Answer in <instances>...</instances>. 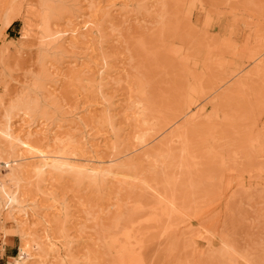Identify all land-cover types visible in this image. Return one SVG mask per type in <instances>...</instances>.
Returning <instances> with one entry per match:
<instances>
[{"label": "rangeland", "instance_id": "1", "mask_svg": "<svg viewBox=\"0 0 264 264\" xmlns=\"http://www.w3.org/2000/svg\"><path fill=\"white\" fill-rule=\"evenodd\" d=\"M64 1L68 2H66L65 14L58 16L52 23V30L55 33L53 40L59 41L57 47L61 46L65 55L66 51L67 55L74 52L71 54L83 57V62L92 58L98 60V63L104 61L101 51L102 42L105 39L109 42L103 44L102 50L103 54L106 52L108 68L114 71L111 77L115 79V83L114 88L107 92L115 97L114 115H119L118 118L116 117V124L119 125L118 128L124 140L130 139L132 133L131 122L125 120L122 113L125 114V109L138 101L140 95L137 83L140 78L145 81V87L156 106H160H158L160 111L163 110L165 113H171L168 109L179 111L182 106L190 102L198 105L195 111H200L199 116L188 125L190 131L199 133V138L194 139L193 145L196 153L203 157V168L200 172L203 184L198 195L191 198L193 209L189 212V216L192 218L188 216L187 221L185 220L187 223L184 222L186 229L182 227L180 230V232L183 231L181 240L185 238L180 241L182 246H179L181 244L179 243L178 247L185 245L187 247L181 248L183 253L177 252L180 258L178 256L171 258V256L164 259L163 256L164 262L161 259L162 256L159 257L158 254L159 249L164 247L162 245L164 239L159 236L162 228H153V232L158 233H154L155 235L152 233L153 236L145 235V237L149 236L148 240L143 236L148 246L144 243L149 248H144L147 251L143 250L145 258L141 261L145 263L140 261V264H221L220 259L215 260L212 255L214 251L221 253L224 251L223 239H228L242 256L252 259L251 262L254 264H264V0H129L126 13L120 14L121 4L118 5L117 8L112 9L110 16L113 20H109L107 24L101 21L102 24H100L99 21L94 20V23L86 29L80 25L81 23L74 22L73 28H78L79 32L77 39L70 33L62 37L58 32L67 31L68 21L78 12L83 14L84 19H89L88 3L84 0H78L77 4L76 0ZM11 3V0H0V31L2 33L0 36V87L5 82L8 84L7 100L21 90V84L30 82L32 75H38L44 71L45 74L52 72V70L49 71L50 62H47L49 65L46 63L45 69L37 64V54L33 47H29L33 44L31 42L36 43L39 26L38 8L34 6L27 11L25 0H23L20 1L17 9L12 10ZM7 13H10L9 17L13 19L11 25L4 28ZM13 24L16 31L9 32L8 29ZM27 28L31 31L26 38ZM63 38L65 41L62 42ZM144 40L147 44L145 47L150 49H148L149 52L147 49L142 50L137 47L138 41L145 43ZM18 48L21 49L20 53L17 52ZM258 56L261 57L260 60L256 59ZM67 66L60 69L61 75L64 77L67 75V78L65 77L64 80L62 78V82L54 89L56 91L46 88L47 86L52 88L49 78H44L42 81L45 90L47 89L45 96H52L47 99L49 102L47 108H52L56 102L58 105L53 106L55 110L49 109V116L56 117L59 113L67 111L75 113L86 121L89 120L87 128L77 126L80 131L75 132L82 146L87 145L82 139L87 135L85 137L89 141L85 139L89 146L94 145V148H97L94 149L96 153L90 149L91 151H87L86 154H95L94 156L103 160L114 158L116 154L110 150L114 140H112L109 126L104 121L106 104H103L100 95L89 88L87 90L86 86L84 88L78 85L77 80L73 79L74 81L69 82L68 74L70 73ZM92 70H95L94 66ZM224 80L227 82H224L227 87L233 88L230 95L218 96L227 89L226 86V89H221L220 93L218 91L216 95H212L216 85ZM229 80L231 83L228 85ZM234 82H237L236 85ZM241 82L247 84L245 92L238 91ZM98 84L99 82L96 83L97 86ZM1 96L3 95L0 91ZM19 121V118H16V122L19 123ZM152 124L156 126L154 121ZM152 133L149 131L145 135L147 140L145 143H148ZM83 141H85L84 145ZM124 143L125 145L119 148L120 151L124 149L126 155L129 154L125 160L136 159L138 154L149 157L135 171L139 175V181L132 184L128 182L129 186H126V183L124 185L127 187L126 191L124 190L126 187L120 190L125 181L123 184H109L108 189L112 186L114 188L109 190V196L112 199L114 195V200H109L108 191H104L106 195L103 194L107 199L96 205L91 201L88 190L83 191L88 184L83 185V190H80L72 180H66L69 177L60 181L51 192L55 194L56 201L65 200L72 207L71 215L75 219L76 230L65 232L54 223L52 228L43 230L44 227L39 225L40 231L36 236L42 245L46 246L45 243H48L50 238L52 241L53 238H56L55 241L77 238L80 239V245L74 250L76 256L94 255L91 257L95 261L92 264H112V260L119 256L118 242H114L117 235L114 232L115 236L110 233V236H107L108 247L105 248L107 251L95 249L101 243L102 232L110 229L115 219L127 216L133 207L130 197L142 192L146 180L155 177L162 168V165L156 162L158 157L152 152L155 149L153 147L156 146L153 143V146H146L147 148L140 146L138 150L141 151H137L138 154L129 151L130 147L133 148L132 141L127 139ZM50 144L52 145L51 141H49ZM96 145H102V148L100 146L98 149ZM2 173L4 176L10 174L7 169ZM28 176L24 175L22 180L23 189L27 192H29ZM206 176L212 181L204 180ZM111 191L125 202L118 201L119 198L117 199ZM26 199L31 202L38 201L37 205L48 207L45 210L41 209L42 217L47 215L51 219L57 214L54 199L50 197L33 191L26 193ZM117 201L120 202L121 209L117 208L119 207ZM144 215L142 217L139 215L140 219L138 217L137 219L142 225L146 224L143 229L141 226V229H145L144 234H148L152 230L147 229V225L152 222L146 220H150L151 216ZM151 225L150 228H152ZM69 228L72 227L68 226L67 229ZM21 233L19 228L5 222L0 215V264H15V260L20 255V248L27 243ZM192 241L195 244H190ZM189 245L194 250H191ZM99 251L101 253L106 251L108 254L104 253L100 258ZM32 252L35 258H30L29 264L39 262L41 260L39 257L44 256L42 249L32 250ZM135 252L138 253L136 250ZM240 258L241 260L237 258V264H246L245 259ZM69 260L67 259L68 262ZM67 261L66 264H68ZM58 262L62 263V261Z\"/></svg>", "mask_w": 264, "mask_h": 264}, {"label": "bare ground", "instance_id": "2", "mask_svg": "<svg viewBox=\"0 0 264 264\" xmlns=\"http://www.w3.org/2000/svg\"><path fill=\"white\" fill-rule=\"evenodd\" d=\"M20 1L23 0H11V5H13L11 9H17ZM84 1L88 3V12L90 13L89 19H84V16L81 12L76 13V15H73V18H71L67 23L68 30H60L58 32L62 37L67 36L70 33V35L72 34V36H74V38L76 37L77 39L79 32L78 28H73L74 22H77L78 24L81 23L80 25H83V27L86 29L90 24L94 23V20L99 21V23L101 21L102 23L107 24V22H110L112 19L110 16L112 9L117 8L118 5L121 4L119 8L121 14V12L126 13L125 11L129 6V0ZM66 2L64 0H37V2L35 3V0H25V9L27 11L36 6L39 12V26L37 37L35 39L36 43L33 40L34 42L31 43L35 44H32V46L30 44L29 47H33L37 54V64L42 69H45L46 63L50 62V65L49 63L47 64L50 66L49 71L52 70V72H47L48 74H45L44 71L41 72V74L32 75V80L30 82L21 84V90L9 100L6 99L9 88L8 84L5 82V84L0 87V91L3 95L0 97V215L3 216L5 222H9L19 228L22 232L21 234L23 235V238L27 241V243L25 242L26 244L24 243L25 245L20 248V255L15 260V264H29L28 260L30 258H35V254L34 252H32V250L37 249H42V251L44 252V256L39 257L41 258V260L36 263L34 262L35 264H63V262H65L66 264L67 259H70L69 262L67 261L68 264H92V262H95L93 261L94 258H91L94 257V255L91 257H89L88 255L83 257L76 256L77 254H75L74 250L78 245H80V239H69L67 236L69 240L65 239L66 241H62L60 239L62 241L60 242L59 239H57L59 241H55L54 239L56 238H53L52 241V239L50 238L51 241L49 239L48 243H45L46 246L44 244L43 246L38 241L39 238L36 235L40 231V229L38 228L39 225H42L44 227L43 230H48L50 227L52 228L53 223L57 227H59V229L61 228L65 232H72V230L74 229L76 230V224H74L75 219L71 215L72 207L69 206V204H67L65 200L56 201L55 194L51 192V190L56 184L58 185L60 181H64L69 177V179L66 180H72L80 190L82 189L83 185L88 184L87 188H84V190H82L85 192L86 190H88L89 195H91L89 196L91 201L96 205V203L98 204V202H102L103 200L107 199L105 197L106 194L104 193V191H108L109 196V190H114L113 186L111 187V189H108L109 184H123L125 181L123 186L120 187L121 190V188L129 186L128 182H131L132 184L136 181H139V175L136 174L135 171L138 169V166L142 165V163L148 160L149 157L144 155L142 156V154L139 156L137 151H141L138 150L140 146H142V148H145L146 146L149 147V145H152V143L154 146L156 145L155 147H153L155 149L152 152L156 157H158L156 162L162 165L161 170L155 177H151V179L146 180L142 192L136 193L132 197H130L131 201H133V207L131 208L130 212L125 217H119L115 219L112 223L111 228L106 229L102 232L103 238L102 240L100 239L102 246L100 243V245H97L95 249L106 250L105 248L108 247L107 236L109 235V233L113 236L114 232L115 235H117L115 237L116 241H114V238H111L114 240L110 241L118 242L117 247L119 249V256L113 259V262L111 263L140 264V261L145 258V256H143L144 251H147V249L145 250L144 248H149L147 247L148 242L145 241L148 240V237L151 236L152 233L153 235L158 233H155V231L153 232L154 229L161 227L162 232H160L159 236L164 239V242L162 244L164 247H162V249H159V257L161 255V259L164 257V259H166L171 256V258H174L173 256H178L177 252L182 251L181 253H183L182 249L186 246L185 245L184 247L180 248L178 247V244L181 243L180 241H183V239L185 238L184 237L181 240L183 231L180 232V230L182 227L186 229L184 222L187 221L186 218L189 216V212H191V209H193L191 207V198H195L198 195L199 190L203 184V178L200 177V172L203 168V157H200L199 154L196 153V149L193 145L194 139L199 138V133H194V131H190L188 129V125L190 124V122L194 121V119L199 116L198 112L200 111H195V108L198 105L190 102L182 106L179 111H173L172 109H168V111H170L171 113H165V111L163 110L160 111V106H156L149 94V91L146 89L145 81H143L141 78L138 79L137 89L140 95L139 99L133 106L125 109V114L122 113L123 116H125L123 118L131 122L130 127L132 135L129 134L131 137L130 139H127L128 141H132L133 148L129 146V151H132L133 154L137 152L138 158H136V156V159L133 158L129 161L125 160L127 157H129V154L126 155L125 151H123L124 149L120 151V148L123 146V144L125 145L124 142L127 141V139H123L121 130L118 128L119 125L116 124V117L119 115H114L116 112V109L114 108V106L116 105L113 103L115 97L114 95L110 96L112 93L107 92L114 88L113 86L115 83V79L111 77V73L114 71L111 68H108L105 57L106 52L103 54L104 51L102 50L104 47L103 44H108L109 42H107L106 39V41L104 40V42V36L102 35L103 42L101 51L105 63L104 61L103 63H98V60H94L92 58H88L89 60L87 59L85 60V62H83V57L72 55L74 52H71L72 54L70 53L69 55H67L66 51L65 55L61 50V46L57 47L59 41L55 42V40H53L55 33L52 30V23L58 16H60L61 14H65ZM75 3L77 4L78 0H76ZM75 6H73V8ZM72 10H70V12ZM78 10L80 11V8ZM9 15L10 13H7L5 16L6 19L3 25L4 28H8L12 23L13 18H10ZM30 31L31 30L29 29L26 31V38L28 37V34H30ZM1 35L2 33L0 31V36ZM63 41H65L64 38L62 39V42ZM137 45V47L142 50L147 49V47H145V45L147 46L146 41L145 43L143 41H138ZM20 51L21 49L18 48L17 52L20 53ZM258 58L256 59L260 60L261 57L259 59ZM256 59L255 61L257 62ZM255 61L253 62L255 63ZM66 65H68V73H70L68 74L70 75L69 82L71 80L74 81L73 79L77 80L78 85H82L84 88L86 86L87 90L90 89L95 94L100 95L101 99L103 100V104H106V116L104 117V121L109 126L108 128H110L112 140H114V142L112 141V146H110L111 152H114L116 154L114 158L103 160L99 157L94 156L95 154H86V152L90 149H93V152L96 153L97 151L95 150L97 148H94V145L89 146V140L85 137L87 135L82 138L86 141L87 145H84L85 141H83L84 146H82L81 141L77 139V135H75V132L79 133L80 130L78 131L79 127L77 126L85 127L86 125H88L87 121L89 120L86 121L75 113L67 111L59 113L58 116L56 115V117L49 116L48 113L51 107L47 108V104L49 105L47 99L51 98L52 96L48 95L50 97H46L45 95L47 94V89H51L53 91L58 87L59 83L62 82V78L63 80L65 79L67 75H65V77L62 76V73H60V69H62V67H65ZM93 66L95 67V70H92ZM44 78L50 79L52 88H48L47 86V89L45 90V87L42 84ZM225 80L216 85L212 95H216L218 91L220 93V90H223L225 88L227 83ZM230 80L228 81V85L229 83H231ZM97 82H99L98 86L96 85ZM224 82L226 83L224 84ZM237 82H234V84ZM226 88L225 91H222V93L218 94L219 97L230 95L229 93L233 89L232 86H226ZM51 90L50 92L53 93ZM242 90L243 92L247 90V84L241 82L238 91L242 92ZM55 104L57 105V102ZM53 106L51 109L55 110ZM54 113L57 114L56 112ZM16 118H19V123L16 122ZM41 120L44 121L42 122ZM153 121L155 122L156 126L152 124ZM149 131H152L153 133L148 139V143H145L147 142L145 135ZM49 141L52 142V145H49ZM100 146H97L98 149L102 148V145ZM6 169L9 170L10 173H8V176H6V172L5 176L2 173L3 170ZM24 175H29V182L27 185L29 186L28 191L30 193L33 191H37L42 196H47L54 199L57 211L55 217H52L54 219H50V217L47 215H43L42 217L41 209L45 210V208L48 207H46L45 205L40 206V204L37 205L36 202L38 203V201L35 202L34 199V201L32 200L33 202H31L30 200L29 202L26 199V193L29 194V192L24 190L22 186ZM210 179L211 178L208 176L204 178V180ZM210 181H212V179ZM126 189L127 187L124 188L125 191ZM111 192L112 194H115L114 192H116V190L114 192ZM80 193H82V191ZM115 196L117 197L118 195L115 194ZM109 197L110 199H108L112 200L114 195L112 196V199L111 196ZM118 198L119 197H117V199ZM119 200L120 202L122 201L120 198L118 199V201ZM118 201L116 202L117 204L119 203V207L117 208L121 209L120 202ZM122 202L124 203L125 201L123 200ZM142 213L148 214H143L145 217L151 216L150 220H146L152 222L149 223L150 225L152 224V228L149 227V224L147 225L148 228L145 227L152 230V232L149 231L148 234H144L143 231L146 232L145 229L142 230L146 224L142 225L139 221V217L142 215ZM137 217L139 219H137ZM190 217L191 216H189V218ZM36 221L39 222L37 223ZM68 226H71L72 228L67 229ZM141 226H143L142 229ZM145 235L149 236L145 237ZM143 236L145 237V239L147 238L145 241L143 239ZM220 239L222 242V238ZM228 241V239H223L222 243H224L225 245H222L225 247L222 253L219 251H214L215 253H213L212 257H214L215 260L220 259L219 261H221L223 264H237V258L239 257V259L241 260L240 257H243L246 261V264H254L253 262H251L252 259L250 260L244 255L242 256L239 251L234 248L231 242ZM144 242L147 244V246ZM190 244H195V242L193 243L192 241ZM179 246H182V243ZM189 247L191 248V250H194L192 249L191 245H189ZM135 250L138 251V253H136ZM106 251H103V253L99 251V254L101 253L99 255L100 258L102 257V255H104V253L105 255L108 254V252L106 253ZM181 253L178 254L181 255ZM100 258L97 257V259ZM171 258L169 260H171ZM58 261H62V263ZM141 262L145 263V261Z\"/></svg>", "mask_w": 264, "mask_h": 264}, {"label": "crops", "instance_id": "3", "mask_svg": "<svg viewBox=\"0 0 264 264\" xmlns=\"http://www.w3.org/2000/svg\"><path fill=\"white\" fill-rule=\"evenodd\" d=\"M9 32H15L16 31V28H15V24H13L9 29Z\"/></svg>", "mask_w": 264, "mask_h": 264}]
</instances>
